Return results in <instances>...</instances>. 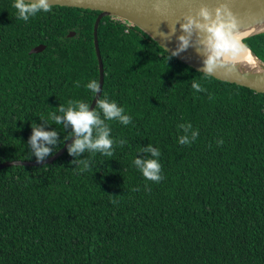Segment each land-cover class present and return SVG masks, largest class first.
Returning <instances> with one entry per match:
<instances>
[{
  "label": "trees",
  "instance_id": "trees-1",
  "mask_svg": "<svg viewBox=\"0 0 264 264\" xmlns=\"http://www.w3.org/2000/svg\"><path fill=\"white\" fill-rule=\"evenodd\" d=\"M13 3L0 0V162L37 160L28 140L41 117L64 141L71 128L50 114L90 104L86 85L99 78V11L52 5L25 22ZM97 39L100 98L132 118L106 123L126 143L111 157L82 154L84 171L67 148L51 163L1 168L0 264H264V93L205 76L114 17L100 19ZM243 42L264 62V32ZM180 124L198 132L187 145ZM149 143L159 183L134 165Z\"/></svg>",
  "mask_w": 264,
  "mask_h": 264
},
{
  "label": "clouds",
  "instance_id": "clouds-1",
  "mask_svg": "<svg viewBox=\"0 0 264 264\" xmlns=\"http://www.w3.org/2000/svg\"><path fill=\"white\" fill-rule=\"evenodd\" d=\"M12 7L17 10V18L25 22L37 13L52 11V4L49 0H14ZM154 10L160 11L159 3L154 4ZM182 21V23L180 21L177 23H180L183 34L177 37V47L171 55L176 56L189 47L195 48L197 54L203 58L201 72L205 76L211 77L221 73L224 76H230L237 65L241 64L249 54L250 50L243 42L247 30L228 2H221L214 8L201 4L198 9H190L187 14L183 15ZM175 32L176 27L173 25L170 27V32L162 33V36L170 39ZM86 87L94 94L100 90L95 80L89 82ZM191 87L196 92L206 91L197 82H193ZM57 111L59 114L51 113L50 119L56 125H63L65 130L71 128V132L64 137V141L72 139L67 152L76 158L71 162L72 164L83 165L81 171L87 170L90 166L86 159H78L82 154L100 153L111 157L116 144L123 147L126 143L123 139L114 140L111 137V128L106 123V121L113 120L125 126L132 123V118L125 114V109L114 101L100 98L96 101L95 108H91L90 104L83 101L70 100L67 107L60 104ZM40 119L44 121V125L32 123V133L28 140L30 151L38 162L52 155L54 149H58L57 146L64 142L59 139L56 130H45L48 124L42 117ZM178 127L184 132V135L178 139L180 145H187L197 138L198 132L192 130L191 124H180ZM218 144H223V140L218 141ZM141 153L144 154L143 157H137L134 160L135 167L146 180L159 183L163 179L162 165L159 162L160 150L149 143L146 147H141Z\"/></svg>",
  "mask_w": 264,
  "mask_h": 264
},
{
  "label": "water",
  "instance_id": "water-1",
  "mask_svg": "<svg viewBox=\"0 0 264 264\" xmlns=\"http://www.w3.org/2000/svg\"><path fill=\"white\" fill-rule=\"evenodd\" d=\"M49 2L52 5L80 7L99 11L93 25V42L98 61V84L100 90L94 94L90 102L91 108L96 106V101L100 98L104 80L103 63L97 39L98 23L102 17H114L124 21L128 26L135 25L139 27L169 54L177 47V37L183 34L180 29V23L183 22V15L187 14L190 9H198L201 4H206L210 8H214L221 2H228L233 12L243 21V27L246 30L264 19V0H49ZM156 3H159V12L154 10V4ZM178 21L180 23H177ZM173 25L176 27L175 34L170 39L164 38L162 33L168 34L170 27ZM263 32L264 28L247 30L245 37ZM73 34L74 31H71L67 35L72 36ZM44 47L42 44L36 45L29 50V53L40 52ZM250 55L253 63L243 61L237 65L235 71L230 76H224L221 73L213 77L264 93V62L251 50ZM174 57L201 72L203 58L197 54L195 48L189 47L186 51ZM71 143L72 139L66 140L61 148L46 157L43 161L7 160L0 162V169L11 165L34 166L51 163L63 154Z\"/></svg>",
  "mask_w": 264,
  "mask_h": 264
},
{
  "label": "bare ground",
  "instance_id": "bare-ground-1",
  "mask_svg": "<svg viewBox=\"0 0 264 264\" xmlns=\"http://www.w3.org/2000/svg\"><path fill=\"white\" fill-rule=\"evenodd\" d=\"M261 28H264V19L261 20V22L257 23V24H254L252 26H250L249 28H247V30H254V29H261ZM247 33V32H246ZM244 61L248 62V63H253L252 61V57L250 55V51H249V54L246 56V58L244 59Z\"/></svg>",
  "mask_w": 264,
  "mask_h": 264
}]
</instances>
